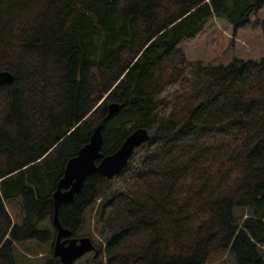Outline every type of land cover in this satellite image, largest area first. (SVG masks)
Listing matches in <instances>:
<instances>
[{"label":"trees","instance_id":"obj_1","mask_svg":"<svg viewBox=\"0 0 264 264\" xmlns=\"http://www.w3.org/2000/svg\"><path fill=\"white\" fill-rule=\"evenodd\" d=\"M263 8L264 0H0V71L13 77L0 87V264H17L14 246L29 240L49 245L44 264H61L52 195L98 126L104 156L136 129L149 140L119 175H89L59 207L71 237L80 238L88 211L102 236L73 264H210L220 253L264 264V56L214 67L179 47L211 19L235 33ZM254 26L264 35V19ZM16 198L21 225L5 204Z\"/></svg>","mask_w":264,"mask_h":264},{"label":"rangeland","instance_id":"obj_2","mask_svg":"<svg viewBox=\"0 0 264 264\" xmlns=\"http://www.w3.org/2000/svg\"><path fill=\"white\" fill-rule=\"evenodd\" d=\"M264 19V8L250 18L251 24L238 29L235 33L224 20L211 19L194 38L184 39L179 47L190 62L200 61L207 66H225L234 58L257 61L264 56V35L254 25ZM12 222L21 225L23 215L19 198L6 201ZM89 211L84 215L81 237L92 239L93 243L102 242V236L96 228V220ZM86 233V234H85ZM88 235V236H87ZM264 250V246L261 248ZM49 245L34 240L17 243L14 256L17 264H44L48 256ZM91 258V257H90ZM103 260V255L100 256ZM210 264H238L228 253L214 254Z\"/></svg>","mask_w":264,"mask_h":264},{"label":"water","instance_id":"obj_3","mask_svg":"<svg viewBox=\"0 0 264 264\" xmlns=\"http://www.w3.org/2000/svg\"><path fill=\"white\" fill-rule=\"evenodd\" d=\"M12 81L11 73L0 71V87L9 85ZM118 108L117 104H110L107 119L112 118L117 113ZM101 130L102 126L94 129L89 142L79 150L74 158L67 162L63 177L59 180L52 195L54 205L52 225L55 230L52 254L61 264H73L83 255L95 251V246L89 237H71V231L62 227L58 220L59 207L73 200L89 175L98 173L107 180L119 175L135 150L149 140L146 129H136L124 140L115 153L104 156L101 153L103 143Z\"/></svg>","mask_w":264,"mask_h":264}]
</instances>
